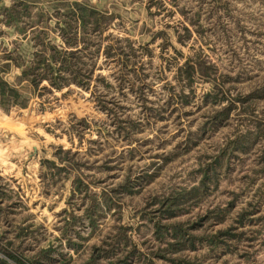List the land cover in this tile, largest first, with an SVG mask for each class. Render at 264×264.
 <instances>
[{"label":"trees","instance_id":"1","mask_svg":"<svg viewBox=\"0 0 264 264\" xmlns=\"http://www.w3.org/2000/svg\"><path fill=\"white\" fill-rule=\"evenodd\" d=\"M152 1L159 7L164 5L162 0H149L145 6L146 11L150 10L149 4ZM172 3L176 5L174 1ZM179 11L188 19V23L195 24L197 14L188 18L184 9ZM1 12L2 21L8 29L0 30V110L3 112L26 109L33 98L61 91L66 87L77 86L88 90L94 77L104 87H114L107 77L100 74L94 76L97 61L102 57L104 63L114 64L115 72L112 76L114 75L120 90L125 81L129 82L131 88L134 84L132 79L140 80L138 92L141 95V114L145 122L163 121L167 115L175 114L173 117L179 131L176 134H182V138L169 150L165 151V148L160 147L163 149L153 154L158 162L165 163L171 155L188 153L197 146L199 137L210 138L215 131L229 125L232 118L237 122L223 144L213 146L211 151L197 154L192 169L195 181L192 185L174 187L168 193L151 196V201L142 209L133 211L139 223L145 221L151 225L154 239L166 244L164 248L147 254L134 244L131 246L128 232L133 227L123 222L121 196L124 192L129 195L138 192L146 183H150L157 174V171L150 168L158 162L152 160L150 166L138 174L129 170L116 186H109L99 169L109 171L114 166L107 162L97 165L95 159L90 160L78 151L65 149L61 145L53 147L51 158L40 159L38 175L44 185H50L56 189V193L59 191L60 196L62 190L67 191V207L60 211L63 214L61 235L66 245L78 252L83 248L85 237L81 236L80 228L77 227H89L93 232L108 215L116 218L112 233L107 234L101 244L92 245L90 258L82 264H156L157 260L172 264H193L174 254L185 247L196 250L198 243L206 244L210 250L222 245L228 247L247 237L243 226L253 222L252 215L256 209H252L251 203H248V209L242 208L238 212L234 224L231 222L232 224L214 232L192 230L197 227L203 229L204 222L210 220L212 214L228 210L239 195L236 191L229 192L231 198L225 206L207 207L193 222L171 219L190 206L199 205L214 193L218 189L219 180L230 172L231 162L239 159L241 154H249L253 150L259 152L256 166L243 176L248 181L247 186L250 187L259 174H264V108L258 111L255 103L264 97V84L246 95L237 93L231 97L230 78L226 76L225 79H219L215 64L204 56H190L182 62L178 60L177 55L182 56V52L171 38L184 46L192 36L189 26L182 23L178 27L167 25L166 28H172L173 36L168 34L166 28L160 29L152 33L150 42L155 38L160 39L159 56L166 61L160 73L173 71L172 80L177 89L167 80L164 86H169L170 89L166 98L159 106H153L147 104L148 100L143 94L144 86L150 89L152 83L145 80L147 73H142V77L137 74L138 69H142L140 53L150 57L152 49L148 43L136 45L135 39L120 37L110 31L117 27L116 20L120 17L117 12L100 9L83 0H11L10 5L3 7ZM5 34H10L12 38L5 41ZM169 48L172 49V54L167 58L164 52ZM98 67L102 68V65ZM166 75L161 74L157 79H166ZM202 82L209 84L202 92V103L208 105V109L212 108V111L192 131L186 129L185 125L190 126V121H186L184 117L189 114L186 108L197 97L195 85ZM100 109L107 110L106 106ZM60 112L62 111L56 114ZM102 117L108 118V114H103ZM91 123L96 121L80 117L77 121L71 120L66 131H75L80 145L82 127L88 128ZM120 123L124 121L115 122L116 131L126 140L141 128L140 122L135 120L129 121L127 126H121ZM47 131L53 134L48 128ZM260 189L263 190L259 187L255 191V197L263 196ZM77 197L81 200L80 205H83L81 214H77L72 206L76 204ZM10 198L11 195L0 186V222L9 225L8 230L0 231V264H39V257L43 255L57 260V256H50L52 249L49 247L41 248L33 256L26 254L21 242L30 233L26 229L27 225L13 224L10 215L19 203L7 202ZM257 219L264 221V216H258ZM11 233L12 237H8L7 234ZM62 263L64 262H60Z\"/></svg>","mask_w":264,"mask_h":264},{"label":"rangeland","instance_id":"2","mask_svg":"<svg viewBox=\"0 0 264 264\" xmlns=\"http://www.w3.org/2000/svg\"><path fill=\"white\" fill-rule=\"evenodd\" d=\"M83 1L120 14L116 20L117 27L110 29L117 36H129L136 40V45L149 44L152 54L148 57L145 53H140L143 70L138 69L137 72L139 77H142V73H147L145 80L152 83L150 89L145 86L143 89L147 104L159 106L163 102L170 89L169 86H164L167 80L175 85L172 80L173 71L160 73L166 62L159 56L160 39L155 38L150 42L152 33L165 29L167 25L178 27L182 23L189 26L192 36L184 46L171 38L182 52L183 57L177 55L178 60L182 62L190 56H204L215 64L219 79L230 78L228 81L232 85L231 97L237 93L246 95L264 84V0H162L164 5L160 7L152 1L149 11H146L145 7L149 0ZM180 9L186 11L188 18L198 15L194 25L188 23ZM166 29L168 34L173 36L172 28ZM10 36L5 34L3 38L9 41L12 38ZM171 54V48L164 52L167 58ZM100 65L102 68L98 67ZM114 72V64L104 63L100 57L94 76L100 74L107 77L114 87L106 88L94 77L88 90L77 86L66 87L61 91H52L33 98L26 109L12 110L9 113L0 110V186L11 195L7 202L19 203L10 218L13 224L27 225L26 229L30 234L21 244L28 256H33L41 248L49 247L52 249L50 256L58 257L55 260L40 256L39 264H60L62 261V264H82L90 258L92 245L101 244L105 236L112 233L113 225L116 224V218L108 215L93 232L89 227H77L80 228L81 236L85 237L83 248L75 252L66 245L61 235L63 214H60V211L67 207V191L62 190L60 196L59 191L56 193V189L44 185L38 175L40 159L51 158L53 147L61 145L65 149L78 151L90 160L95 159L97 165L107 162L108 165L114 166L109 171H103L102 168L99 171L102 177H106L109 186H116L127 171L138 174L150 166L152 160H156L154 153L163 148L165 151L171 149L182 138V134H176L177 125L173 117L175 114L167 115L163 121L145 122L141 114V95L138 92L140 80L136 77L132 79L134 84L131 88L129 82L125 81L120 90L114 75L112 76ZM161 74H167L166 79H157ZM195 87L197 97L192 105L186 108L189 114L184 117L186 121H190V126L185 125L186 129L192 131L212 111L201 99L202 92L209 84L202 82ZM255 103L258 111L263 109L264 97ZM103 106H106L107 110H101L100 107ZM59 111L62 112L56 114ZM106 113L108 118L102 117ZM80 117H87L96 123H91L85 129L82 127L83 131L79 135L81 143L78 145V134L66 129L71 120L77 121ZM232 119L229 125L215 131L210 138L199 137L197 146L188 153L171 155L165 163L156 160L158 163L150 170L157 171V174L150 183H146L140 191L131 195L122 193L123 222L133 227L128 232L131 246L134 244L145 254L165 247L164 242L154 239L151 225L145 221H142L145 225L139 223L133 211L142 209L151 201V196L168 193L174 187L192 185L195 182L192 169L197 154L211 151L213 146L223 144L237 124L235 119ZM131 120L139 121L141 128L130 134V139L126 140L116 131L115 122L124 121L120 125L127 126ZM47 128L53 131V134L48 132ZM258 153L253 150L233 160L230 172L219 180L218 189L214 193L199 205L190 206L171 219L193 222L207 207L225 206L231 198L229 192L236 191L239 195L228 210L212 214L211 219L204 222L203 229L197 227L192 230L214 232L234 224L238 212L242 208L248 209V203H251L252 209H256L252 215L253 222L243 226L247 237L228 247H215L214 250H210L204 243H198L196 250L185 247L175 253V256L190 260L193 264H264V221L257 219L258 216H264V174H259L250 187L247 186L248 181L243 178L256 166ZM259 187L263 189H260L263 196L255 197V191L257 192ZM75 202L73 209L77 214H81L83 205H80V198L77 197ZM137 226L138 229H135ZM8 227L3 221L0 222V231L8 230ZM14 233L15 231L13 236ZM7 236L12 237V233ZM162 263L172 264L162 260L156 261V264Z\"/></svg>","mask_w":264,"mask_h":264},{"label":"crops","instance_id":"3","mask_svg":"<svg viewBox=\"0 0 264 264\" xmlns=\"http://www.w3.org/2000/svg\"><path fill=\"white\" fill-rule=\"evenodd\" d=\"M10 3H11V0H0V30H2V31H4V30H8L6 27H5V25H4V23H3V15L1 14L2 12H1V9L3 8V7H7V6H9L10 5Z\"/></svg>","mask_w":264,"mask_h":264}]
</instances>
